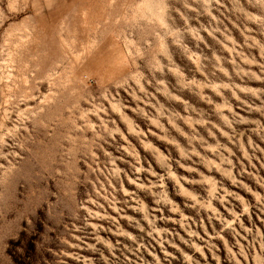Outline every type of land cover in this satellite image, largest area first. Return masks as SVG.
Returning a JSON list of instances; mask_svg holds the SVG:
<instances>
[{
  "label": "rangeland",
  "instance_id": "374dc122",
  "mask_svg": "<svg viewBox=\"0 0 264 264\" xmlns=\"http://www.w3.org/2000/svg\"><path fill=\"white\" fill-rule=\"evenodd\" d=\"M226 3L212 14L239 40ZM0 10V138L23 166L0 160V264H264V123L233 132L244 142L231 146V169L203 161L216 168L202 177L211 202L199 186L185 191L195 173L170 163L183 151L172 126L193 110L186 98L201 116L190 127L211 109L172 63L175 82L155 60L160 78L133 70L144 51L128 31L154 0H0ZM249 91L264 97V84Z\"/></svg>",
  "mask_w": 264,
  "mask_h": 264
},
{
  "label": "clouds",
  "instance_id": "9594fccd",
  "mask_svg": "<svg viewBox=\"0 0 264 264\" xmlns=\"http://www.w3.org/2000/svg\"><path fill=\"white\" fill-rule=\"evenodd\" d=\"M112 3H115V0H112ZM221 4L222 0H154V11L146 19H141L137 28L128 31L133 52L135 53L137 48L144 51L142 58H135L132 66L134 71L145 73V80L149 76L160 78L157 69L149 63L155 60L162 66L160 71L171 76L175 82V76L168 70V65L172 63L180 68L185 79L192 83L191 88H183V91L199 101L200 105H204L206 112L208 108L211 109V113L203 117L205 124L197 123L190 127L184 122L185 118L199 121L201 116L193 100L186 98L187 104L192 105L193 110L189 111L183 106L178 109L181 118L172 126L183 151H178L175 159L170 160V163L178 164L184 171L195 173L189 179L193 187L185 188V191L191 195L193 188L199 186L205 190L204 195L209 202L210 185L205 183L202 177L216 168L205 169L203 161H218L220 166L231 169V158L234 155L231 146L239 147L244 142L243 137L233 136V132L237 128H254L256 125L251 122L256 119L264 123V117L260 116V111L264 110V97H252V101L256 103L246 99L251 96L250 89L257 84H264V0H227L225 6L229 16L236 28L243 29L244 32V37L239 40L236 32L212 14ZM205 6L209 9L207 12ZM15 10L13 8V11ZM2 15L0 10V16ZM253 40L262 47H254ZM244 57L249 61H253V57L255 59L252 63H246ZM136 61H139L140 67H136ZM249 73H255L258 79L248 82ZM225 104L231 107H225L217 113V106ZM238 105H243L239 112ZM248 108L252 111L242 115ZM189 139L192 140L191 143H188ZM11 147L13 146L0 138V160L7 161L9 169L20 171L23 167L20 162L13 163V160L9 159L15 158L18 153L5 152V148ZM19 147L22 148L23 145ZM244 151L247 149H243L242 154ZM224 156L227 158L221 160L220 157ZM3 168L4 165L0 164V169ZM168 179L166 175L159 177L161 183L157 186L167 191L164 181ZM180 179L179 173L171 179L173 190ZM181 198L188 199L186 196ZM158 203L168 206L171 196ZM189 203L200 207L202 201L197 196H192ZM166 231L157 229V234L162 237Z\"/></svg>",
  "mask_w": 264,
  "mask_h": 264
}]
</instances>
